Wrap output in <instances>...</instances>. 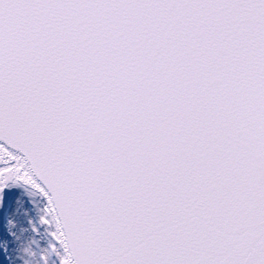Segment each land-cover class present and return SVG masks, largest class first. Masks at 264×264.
Here are the masks:
<instances>
[{
  "label": "snow or ice",
  "instance_id": "1",
  "mask_svg": "<svg viewBox=\"0 0 264 264\" xmlns=\"http://www.w3.org/2000/svg\"><path fill=\"white\" fill-rule=\"evenodd\" d=\"M0 264H264V0H0Z\"/></svg>",
  "mask_w": 264,
  "mask_h": 264
}]
</instances>
